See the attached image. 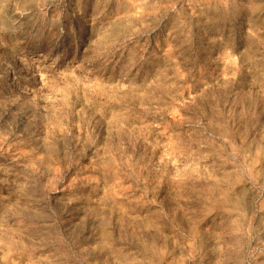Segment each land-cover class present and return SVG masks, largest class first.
Wrapping results in <instances>:
<instances>
[{"label": "rangeland", "instance_id": "374dc122", "mask_svg": "<svg viewBox=\"0 0 264 264\" xmlns=\"http://www.w3.org/2000/svg\"><path fill=\"white\" fill-rule=\"evenodd\" d=\"M0 264H264V0H0Z\"/></svg>", "mask_w": 264, "mask_h": 264}]
</instances>
